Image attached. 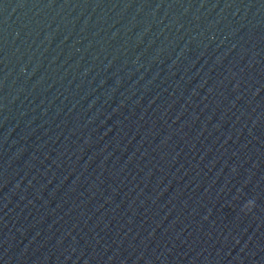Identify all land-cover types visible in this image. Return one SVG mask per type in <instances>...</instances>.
<instances>
[{"label": "water", "instance_id": "95a60500", "mask_svg": "<svg viewBox=\"0 0 264 264\" xmlns=\"http://www.w3.org/2000/svg\"><path fill=\"white\" fill-rule=\"evenodd\" d=\"M0 264H264V0H0Z\"/></svg>", "mask_w": 264, "mask_h": 264}, {"label": "clouds", "instance_id": "9594fccd", "mask_svg": "<svg viewBox=\"0 0 264 264\" xmlns=\"http://www.w3.org/2000/svg\"><path fill=\"white\" fill-rule=\"evenodd\" d=\"M254 205H255L254 200L250 199L243 205V207L241 208V211L245 213L251 212Z\"/></svg>", "mask_w": 264, "mask_h": 264}]
</instances>
